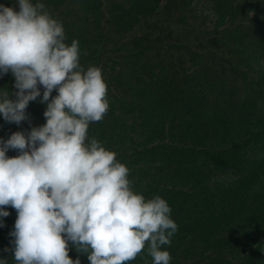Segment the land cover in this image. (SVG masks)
Here are the masks:
<instances>
[{"label":"trees","instance_id":"16d2710c","mask_svg":"<svg viewBox=\"0 0 264 264\" xmlns=\"http://www.w3.org/2000/svg\"><path fill=\"white\" fill-rule=\"evenodd\" d=\"M43 2L106 81L89 135L127 165L134 190L171 207L170 264H264V0ZM0 87L14 88L11 72ZM45 107L30 101L20 124L0 116V137L44 123ZM5 207L0 255L14 264ZM68 254L89 264L71 242ZM151 261L142 249L125 264Z\"/></svg>","mask_w":264,"mask_h":264},{"label":"clouds","instance_id":"9594fccd","mask_svg":"<svg viewBox=\"0 0 264 264\" xmlns=\"http://www.w3.org/2000/svg\"><path fill=\"white\" fill-rule=\"evenodd\" d=\"M9 72L14 88L0 87L5 121L28 119L37 98L46 104L44 123L0 137V226L10 205L14 264H81L69 242L89 264H125L142 249L151 264H170L164 246L178 227L171 207L134 190L127 165L89 135L109 106L106 81L99 66L80 63L78 40L67 42L43 0L0 3V76Z\"/></svg>","mask_w":264,"mask_h":264}]
</instances>
